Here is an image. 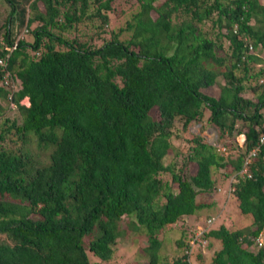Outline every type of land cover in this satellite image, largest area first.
I'll use <instances>...</instances> for the list:
<instances>
[{"label":"trees","instance_id":"16d2710c","mask_svg":"<svg viewBox=\"0 0 264 264\" xmlns=\"http://www.w3.org/2000/svg\"><path fill=\"white\" fill-rule=\"evenodd\" d=\"M113 1L0 0V264H102L137 234L147 264H192L186 231L170 259L157 232L214 207L218 168L250 220L192 240L264 264V0H132L105 30ZM92 18L99 43L65 35Z\"/></svg>","mask_w":264,"mask_h":264},{"label":"rangeland","instance_id":"374dc122","mask_svg":"<svg viewBox=\"0 0 264 264\" xmlns=\"http://www.w3.org/2000/svg\"><path fill=\"white\" fill-rule=\"evenodd\" d=\"M112 9L108 12V24L103 27L105 30H113L115 31L118 27H122L125 20L128 17L130 12L134 11L135 5L133 4L132 0H114L112 2ZM92 9V7H90ZM98 19H86L82 21L77 26V30H71L65 35L68 38L76 35L79 40H85L89 36H91L95 43H99L98 38H96L95 26L97 25ZM100 28L98 27V30ZM100 35H103L100 33ZM106 38L108 35H104ZM28 37V36H26ZM24 103V102H23ZM177 129L180 130L179 126ZM198 134L204 138V140L212 141L216 134L212 128L206 124V126H201L197 122H192L188 125V127L182 132V136L184 139L192 137V135ZM243 136L237 135L234 140H232V145H234L231 151V154H234L237 150L241 148ZM183 149V146L180 147ZM223 149L219 153L225 155L227 154V150H224V146L220 147ZM183 157L178 155L176 157V164L178 165L180 161H183ZM213 177L215 178L216 184L214 185V193L207 194L205 196V200L212 201L214 203V207L210 209H205L204 207L199 209L198 214L185 216L180 218L176 224L172 225V229L168 230H160L158 231V237L161 239L163 250L161 252L167 255V258H171L173 256L178 255L179 250L174 245V239L180 236L179 230L186 231L185 239H187L188 250L187 252L191 256L190 261L192 264H208V257L212 253V248L208 246V243L205 241H197L192 240L193 235H198L201 231H206L211 228H217L219 225L224 226H243L246 225L250 218L249 216L241 215L236 208V202L234 196H232L231 192H229L228 183H232L235 177H229L228 179L222 178V169L218 168L213 171ZM160 177L166 181L167 183L170 182V175L169 173H161ZM209 215L212 220L211 223L208 224L206 220L209 218ZM126 220L125 218L120 221V226L128 232L126 228ZM179 229V230H178ZM138 235V234H137ZM137 235H125L121 240L118 241L116 248L113 250V254L111 258L106 261L102 262V264H147L146 256L141 252V247L145 244L143 240H136ZM262 237V244L264 246V231L261 233ZM200 253L202 256L201 261H196L194 258L196 257L197 253Z\"/></svg>","mask_w":264,"mask_h":264},{"label":"built area","instance_id":"2783aa9c","mask_svg":"<svg viewBox=\"0 0 264 264\" xmlns=\"http://www.w3.org/2000/svg\"><path fill=\"white\" fill-rule=\"evenodd\" d=\"M4 64V62H3V60L0 58V66H2ZM262 141H264V134L262 135V136H260V138H259V142H262ZM220 151H222L223 149H219ZM224 150H225V148H224ZM257 151V148H254V149H252L246 156H244V158H243V164H242V170H247V168H248V164L250 163V159L252 158V157H254V154H255V152ZM211 220H212V218H209V219H207V223L208 224H210L211 223ZM256 242H257V244H261V240H260V238H257L256 239Z\"/></svg>","mask_w":264,"mask_h":264},{"label":"clouds","instance_id":"9594fccd","mask_svg":"<svg viewBox=\"0 0 264 264\" xmlns=\"http://www.w3.org/2000/svg\"><path fill=\"white\" fill-rule=\"evenodd\" d=\"M24 31H25V30H24ZM0 45H1V44H0ZM1 59H2V58H1ZM2 60H3V59H2ZM3 62H4V60H3ZM4 64H5V62H4ZM4 64H3V65H4ZM3 65H2V66H3ZM21 102H22V103L24 102V104H28V101H27V98H26V97L23 98V99L21 100ZM240 135L243 136L242 134H240ZM243 140H244V136H243ZM243 140H242V142H243ZM255 148H257V147H255ZM246 155H247V154H245V156H246ZM250 160H251V159H250ZM251 161H252V160H251ZM251 161H250V162H251ZM210 218H211V217H210ZM206 221H207V220H206ZM203 231H204V230H203ZM257 238H260L261 243H262V238H261V237H257ZM257 238H256V239H257Z\"/></svg>","mask_w":264,"mask_h":264}]
</instances>
